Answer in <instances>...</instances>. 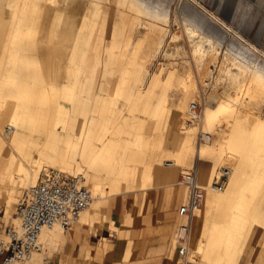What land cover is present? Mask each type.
<instances>
[{
  "label": "rangeland",
  "instance_id": "obj_1",
  "mask_svg": "<svg viewBox=\"0 0 264 264\" xmlns=\"http://www.w3.org/2000/svg\"><path fill=\"white\" fill-rule=\"evenodd\" d=\"M97 1L105 3L92 8L90 117L74 127L49 95L29 103L47 111L43 120H28L29 131L43 124L45 133L35 144L28 131L24 151L11 144L8 124H18L0 119V238L16 223V206L42 171H82L101 198L91 208L102 206L94 225L85 227L98 235L88 261L153 264L149 250L157 245L165 253L156 264H178L172 242L181 224L178 209L189 196L179 177L196 165L204 186L230 170L224 191L204 187L207 197L191 240L200 264L207 258L211 264H264V0ZM5 3L0 0V67H12L11 55L18 52L38 60L42 84L60 86L59 69L74 43L54 21L61 3L39 4L36 35L29 39L34 51L11 45L14 7ZM234 95L238 100L224 109ZM194 102L202 106V119L213 120L203 130L202 119L186 125ZM204 131L211 134L210 146L202 145ZM55 135L60 139L52 145ZM200 145L204 150L196 155ZM167 172L176 180L161 181L158 175L168 178ZM145 175H155L154 181L141 189ZM134 195L139 202L129 217L124 204ZM77 223L58 227L69 237ZM68 237L51 248L44 243L29 264L68 252L74 243Z\"/></svg>",
  "mask_w": 264,
  "mask_h": 264
},
{
  "label": "crops",
  "instance_id": "obj_2",
  "mask_svg": "<svg viewBox=\"0 0 264 264\" xmlns=\"http://www.w3.org/2000/svg\"><path fill=\"white\" fill-rule=\"evenodd\" d=\"M2 1H6L5 4H2L3 6L14 7L11 45L15 46L17 50L34 51L35 44H31L29 39L36 35L34 24L35 17L39 15L41 10L39 4L45 3L47 0ZM56 1L61 3L59 8L54 9V12H56L54 21L57 23L58 30L64 32L65 39L74 41L68 60L62 61L59 69V79L63 80L62 84L60 86L53 83L42 84L41 74L34 66L39 63L38 60L22 56L18 52H13L11 55L12 67H0V107L2 108L0 119L3 117V119L9 121H15L19 130H26L25 133H28L29 130V119L43 120L45 118L44 114L47 111L29 105V103H39L45 95H49L57 104L62 105L60 107L63 113L67 114L70 125L73 124L74 127L78 121L88 119L91 115L92 8H104L105 2L97 3L99 2L97 0ZM82 8L86 10L81 12ZM47 13L49 12L47 11ZM11 90L13 91L11 92ZM11 98L17 100L11 102ZM80 116L82 120H80ZM35 133L38 136H43L45 133L44 125L38 126ZM78 134L76 131H70L67 135L76 136ZM167 173L168 178L158 175L161 181L171 183L176 180V176L172 172ZM155 175L151 177L145 175L144 180L146 181H141V184L145 186L141 185L139 188L148 189V186L153 183ZM165 195V202L170 201V192H166ZM138 202V195L130 196L125 201L124 207L129 217H132ZM101 208L102 206L90 208L86 211L79 223L74 226L69 237L65 236L61 230L45 233L42 237V245L45 243L48 248L53 247L55 242L64 241L67 237L73 238L74 243L68 252L50 254L42 263L36 262L34 264H111L88 261L87 259V253L94 252L93 248H89L92 245V238L98 235L90 236L85 227L89 223L94 225L96 218L101 213ZM99 251H101V248H99ZM164 253L165 249L163 247L154 245L149 250L148 261H153V264H156L157 259Z\"/></svg>",
  "mask_w": 264,
  "mask_h": 264
},
{
  "label": "built area",
  "instance_id": "obj_3",
  "mask_svg": "<svg viewBox=\"0 0 264 264\" xmlns=\"http://www.w3.org/2000/svg\"><path fill=\"white\" fill-rule=\"evenodd\" d=\"M201 117V104L192 103L187 121L193 124ZM206 135L201 133V141ZM229 176L230 170L224 169L212 186L218 190L224 189ZM183 185L188 187L189 196L178 209L182 222L172 243L178 256V264H200L192 249L191 231L195 213L204 202L205 191L195 169L184 176ZM92 201L93 195L83 174L61 169L42 171L37 182L24 191L18 202L16 223L4 229L0 238V264H29L42 251V232L56 226L70 228L79 221Z\"/></svg>",
  "mask_w": 264,
  "mask_h": 264
},
{
  "label": "bare ground",
  "instance_id": "obj_4",
  "mask_svg": "<svg viewBox=\"0 0 264 264\" xmlns=\"http://www.w3.org/2000/svg\"><path fill=\"white\" fill-rule=\"evenodd\" d=\"M150 76H151V73L150 72H148L147 73V75L146 76H144L143 78H142V81L146 84V83H148V81H149V79H150ZM237 95H239V93H237ZM237 95H234V96H232V97H230L229 99H227V100H225L224 102H223V108L224 109H228L230 106H232L233 104H234V101H236V100H238V97H237ZM191 106H192V104L190 105V107H189V109H188V112H189V110H190V108H191ZM187 112V113H188ZM179 113H180V107H178V109H176L175 111H173V113H172V119L173 120H175L178 116H179ZM201 119H202V117H201ZM195 122V121H194ZM197 122V121H196ZM195 122V123H196ZM211 122H213V120L212 119H206V120H204V119H202L201 120V130H203L204 128H207L210 124H211ZM186 125L187 126H193L194 125V123L193 124H189V122L187 121V123H186ZM8 127L10 128L9 130H11V136H12V138H11V144H12V146L16 149V150H20V151H24L25 149H26V144H27V141H28V139H29V135L27 134V133H25V131L26 130H19V129H17L14 125H12V124H8ZM29 131V130H28ZM30 132V134L33 136V141L32 142H34L35 144H37L38 142L40 143V140H41V136L39 135H36V133H35V131H29ZM202 133H204L205 135L207 134V135H210V137H208L207 135L205 136V138L203 139V144L202 145H208V146H210L211 144H212V137H211V134L209 133V132H206V131H204V132H202ZM59 139H60V137L59 136H53L52 137V140L50 141V143L52 144V145H55L56 143H58L59 142ZM203 150H204V147L203 146H199L198 148H196V155H201L202 154V152H203ZM25 158L28 160L29 158H30V156H29V154H26L25 155ZM171 165H175V163H173V164H171ZM24 167V166H23ZM22 167V168H23ZM61 170H63V171H66V172H71V171H67V170H64V169H61ZM195 170H196V172H197V175H198V180H199V183H200V173H199V171H200V168L198 167V166H196L195 165ZM73 173V172H72ZM74 173H78V174H83L84 175V177H85V179L88 181V179H87V175L84 173V172H82V171H76V172H74ZM187 174V172H184V173H181L180 174V177H179V183L180 184H183V182H184V176ZM26 176L27 177H30V174L27 172L26 173ZM201 184V183H200ZM202 185V184H201ZM203 187H206V191L208 192V191H210V192H213V193H219V192H222V191H224L223 189L222 190H218V189H216V188H214L212 185H209V186H204V185H202ZM91 191V190H90ZM207 192L205 193V197H204V202H205V200H206V196H207ZM91 193H92V195H93V200H94V202L97 200V201H99L101 198L100 197H98L97 196V198H95V196H94V194H93V192L91 191ZM93 202V201H92ZM93 202V203H94ZM204 202H203V204H204ZM203 204H202V206L201 207H199L198 209H197V211H196V213H195V216H194V218H193V221H192V226H193V228H195V226L198 224V222H199V217H198V213L202 210V207H203ZM91 206H92V203H91V205H90V207L88 208V209H86L82 214H81V216H80V219H79V221L81 220V218H82V215L86 212V211H88L90 208H91ZM95 208H97V207H95ZM180 221L182 222V218L180 217ZM56 229H60L58 226H56V227H54V228H52V229H45L43 232H42V234H41V236H40V241H41V244H42V237H43V235L45 234V233H47V232H50V231H54V230H56ZM61 230V229H60ZM194 232V229L191 231V240L193 239V236H192V233ZM194 237H195V235H194ZM191 245H192V249H193V244H192V241H191ZM194 251V250H193ZM198 252V254L200 255V254H202V250H201V248H199V250L197 251ZM194 253L197 255V253L194 251ZM197 257H198V255H197ZM199 259V258H198ZM205 264H211V261L207 258V259H205Z\"/></svg>",
  "mask_w": 264,
  "mask_h": 264
}]
</instances>
